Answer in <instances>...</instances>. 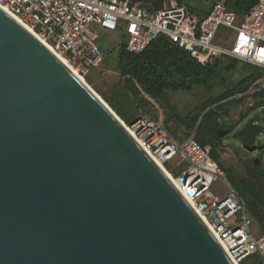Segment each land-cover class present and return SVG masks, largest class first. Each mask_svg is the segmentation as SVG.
Returning <instances> with one entry per match:
<instances>
[{
	"label": "water",
	"instance_id": "95a60500",
	"mask_svg": "<svg viewBox=\"0 0 264 264\" xmlns=\"http://www.w3.org/2000/svg\"><path fill=\"white\" fill-rule=\"evenodd\" d=\"M0 264H234L103 99L2 8Z\"/></svg>",
	"mask_w": 264,
	"mask_h": 264
},
{
	"label": "built area",
	"instance_id": "2783aa9c",
	"mask_svg": "<svg viewBox=\"0 0 264 264\" xmlns=\"http://www.w3.org/2000/svg\"><path fill=\"white\" fill-rule=\"evenodd\" d=\"M0 8L79 77H85L102 59L97 36L89 29L96 24L107 31H120L130 53H139L158 37H165L200 62L228 57L259 72L248 88L221 102L238 101L264 89V0H254L242 12L217 1L203 16L182 0H0ZM126 129L173 177L171 181L234 264H264V234L252 232L244 199L231 185L223 196L211 192L212 183L224 180L225 173L212 158L211 146L195 139L194 129L177 141L159 120L147 115L138 116ZM173 159L177 169L166 166ZM252 255L258 262L247 259Z\"/></svg>",
	"mask_w": 264,
	"mask_h": 264
},
{
	"label": "rangeland",
	"instance_id": "374dc122",
	"mask_svg": "<svg viewBox=\"0 0 264 264\" xmlns=\"http://www.w3.org/2000/svg\"><path fill=\"white\" fill-rule=\"evenodd\" d=\"M197 1L202 4L209 3L211 7L217 0ZM227 7L232 8L229 4ZM190 9L199 16L202 15L198 10ZM89 29L97 36L96 42L101 47L102 59L97 67L89 71L84 80L120 119L130 123L138 116L147 115L159 120L177 141L184 139L187 132L197 129L198 139L214 147L215 162L223 167L227 174L224 180L218 178L212 183L210 190L214 195L223 196L230 186L228 181L242 193L247 203L255 200L257 192L264 195V179H258L256 174L251 172L252 159L259 170L264 168V91L243 98L237 103L213 108L203 115L208 104L227 93L233 84L231 77L234 79L242 77L244 73L242 62L238 61L234 69L224 72L219 78L195 85L190 90L165 89L160 99L155 100L145 94L130 78L121 74L120 31H107L96 24H90ZM191 113L193 114L189 120L192 128H186L179 119ZM257 114L258 120L253 121L261 129L255 139V145L259 147L246 153L240 149L242 144L237 133ZM175 162L176 159L170 160L166 166L177 169ZM260 212L261 220L252 216L251 230L254 234L264 231V209L260 208Z\"/></svg>",
	"mask_w": 264,
	"mask_h": 264
},
{
	"label": "trees",
	"instance_id": "16d2710c",
	"mask_svg": "<svg viewBox=\"0 0 264 264\" xmlns=\"http://www.w3.org/2000/svg\"><path fill=\"white\" fill-rule=\"evenodd\" d=\"M224 3L226 6L229 4V6L234 8V10H238L237 12H242L252 6L254 0H225ZM120 50V56L122 58V66L120 70L121 74L130 78L145 94L155 100L160 99L161 93L165 89L186 91L190 90L195 85H201L211 80H215L224 72H230L234 69L235 64L238 62V60L228 57L218 58L213 62H200L187 54L185 51L175 47L165 37H158L139 53H130L126 51L123 43H121ZM242 63L244 64V73L242 77L239 79L231 77L233 84L227 93L208 104L205 107L206 109L203 115H206L213 108H220L240 101L228 100L221 102V100L230 96L234 92L243 91L248 88V86L258 77L259 72L256 71L252 65L244 62ZM263 91L264 89L256 94L262 93ZM192 114L193 113L179 119L186 128H192V123L189 120ZM260 130L261 129L252 119L242 127V129L237 133V136L239 137L242 145L252 146L255 144L256 136ZM194 131V137L200 144H208L201 142V140L198 139L197 129ZM189 132H187L186 136ZM211 148V156L215 161L214 147L211 146ZM252 165L253 169L251 172L255 173L258 179H264V168L259 170L258 165L254 162V159H252ZM219 167L225 173L224 168L221 166ZM225 176L227 178L226 173ZM228 182L234 188L231 182ZM234 190L244 199L241 192L236 190V188H234ZM244 201L248 215L251 218L252 216H255L256 219L261 220L262 216L260 208L264 209V195L261 192H257L254 201H250L248 203L245 199ZM259 233L264 234V231L262 230ZM247 259L252 263H256L259 260L256 255H252Z\"/></svg>",
	"mask_w": 264,
	"mask_h": 264
},
{
	"label": "crops",
	"instance_id": "0c3cea01",
	"mask_svg": "<svg viewBox=\"0 0 264 264\" xmlns=\"http://www.w3.org/2000/svg\"><path fill=\"white\" fill-rule=\"evenodd\" d=\"M182 1L185 2L186 4H189L188 5V6H190L189 8H193L195 10H198L200 12V14H202L201 16H203L204 14H206V12L210 8L209 3L202 4V3L198 2L197 0L196 1H194V0H182ZM217 1H219V0H217ZM219 2H221V1H219Z\"/></svg>",
	"mask_w": 264,
	"mask_h": 264
},
{
	"label": "bare ground",
	"instance_id": "6f19581e",
	"mask_svg": "<svg viewBox=\"0 0 264 264\" xmlns=\"http://www.w3.org/2000/svg\"><path fill=\"white\" fill-rule=\"evenodd\" d=\"M13 17V16H12ZM14 18V17H13ZM19 22V21H18ZM62 61H63V59L60 57V56H58ZM80 79H82L84 82H85V80H84V77H80ZM86 83V82H85ZM87 84V83H86ZM88 85V84H87ZM90 87V86H89ZM91 88V87H90ZM99 96V95H98ZM104 101V100H103ZM105 102V101H104ZM106 104V103H105ZM112 110V109H111ZM113 111V110H112ZM114 112V111H113ZM115 113V112H114ZM116 114V113H115ZM119 119H120V117H119ZM120 121L123 123V125L126 127V124L124 123V121L122 120V119H120ZM162 170L164 171V172H167L163 167H162ZM167 175V174H166ZM168 176V175H167ZM169 177V176H168ZM170 179L172 178L173 179V177H169Z\"/></svg>",
	"mask_w": 264,
	"mask_h": 264
}]
</instances>
